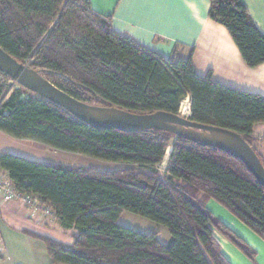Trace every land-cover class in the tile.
<instances>
[{"label": "trees", "instance_id": "trees-1", "mask_svg": "<svg viewBox=\"0 0 264 264\" xmlns=\"http://www.w3.org/2000/svg\"><path fill=\"white\" fill-rule=\"evenodd\" d=\"M250 67L264 62V34L242 0H210ZM0 46L60 89L89 104L134 113L181 115L240 134L255 145L264 96L196 72L191 56L166 58L115 31L90 0H0ZM0 130L20 142L120 163L114 169L51 164L0 154L22 194L48 205L73 243L25 233L45 244L51 264H232L217 231L251 259L256 251L208 208L214 199L264 239V186L230 153L160 130L100 129L41 98L0 72ZM172 148L165 173L159 171ZM154 220L171 233L121 225L123 211ZM3 258L0 255V260Z\"/></svg>", "mask_w": 264, "mask_h": 264}, {"label": "crops", "instance_id": "crops-1", "mask_svg": "<svg viewBox=\"0 0 264 264\" xmlns=\"http://www.w3.org/2000/svg\"><path fill=\"white\" fill-rule=\"evenodd\" d=\"M264 34V0H242ZM92 9L109 16L112 28L135 39L166 58L191 56L194 69L222 84L264 96V62L250 67L228 29L209 17L210 0H90ZM257 125V124H256ZM254 126V129L256 127ZM264 132V127L262 128ZM255 135V145L264 158V133ZM12 152L36 161L67 166H85L68 152L38 142L26 144L0 130V154ZM76 164V165H75ZM211 212L242 237L255 251L251 259L217 231L214 235L232 264H264V239L214 199ZM0 217L8 253L0 264H51L45 244L28 236L31 231L66 244L72 231L64 230L55 217L32 211L22 201L0 202ZM160 237V236H159Z\"/></svg>", "mask_w": 264, "mask_h": 264}, {"label": "water", "instance_id": "water-1", "mask_svg": "<svg viewBox=\"0 0 264 264\" xmlns=\"http://www.w3.org/2000/svg\"><path fill=\"white\" fill-rule=\"evenodd\" d=\"M0 72L24 88L52 101L93 127L114 128L125 132L160 129L203 146L221 149L242 160L264 186V164L256 150L237 132L202 124L189 115L165 111L134 113L81 101L57 87L28 63H21L0 46Z\"/></svg>", "mask_w": 264, "mask_h": 264}, {"label": "rangeland", "instance_id": "rangeland-1", "mask_svg": "<svg viewBox=\"0 0 264 264\" xmlns=\"http://www.w3.org/2000/svg\"><path fill=\"white\" fill-rule=\"evenodd\" d=\"M186 100H187V102H186ZM189 114H190L189 99H185L181 105V115H189ZM263 127H264V123L257 124L255 129H254L255 135H257L260 131H262ZM171 150H172V148L170 147L167 150V154H166V158H165L164 162L161 165H159V171L162 174L165 173ZM79 156H81V158L76 157V155H75V158H77V160L79 162L81 161L80 163H82L86 167L90 166V167H96V168L114 169V168H117L118 166H120V163L105 161V160L97 159L95 157H91V156L84 155V154H80ZM119 223L121 225L130 227L132 229L138 230V231L143 232V233L151 232V231H158L160 239L164 243H168L171 239V233H170L169 229L167 227H165L164 225H162V224H160L154 220H151L147 217L132 213V212L127 211V210L122 212V214L119 218Z\"/></svg>", "mask_w": 264, "mask_h": 264}, {"label": "built area", "instance_id": "built-area-1", "mask_svg": "<svg viewBox=\"0 0 264 264\" xmlns=\"http://www.w3.org/2000/svg\"><path fill=\"white\" fill-rule=\"evenodd\" d=\"M1 76V75H0ZM15 81L12 85H16ZM16 202L22 201L27 204L32 211L40 212L41 217L51 216L54 217L52 209L41 203L39 198L33 194H22L14 186L12 180L9 178L8 174L0 170V202ZM8 253V247L3 235V222L0 217V255H6Z\"/></svg>", "mask_w": 264, "mask_h": 264}, {"label": "bare ground", "instance_id": "bare-ground-1", "mask_svg": "<svg viewBox=\"0 0 264 264\" xmlns=\"http://www.w3.org/2000/svg\"><path fill=\"white\" fill-rule=\"evenodd\" d=\"M184 102V101H183ZM186 102H187V100H186Z\"/></svg>", "mask_w": 264, "mask_h": 264}]
</instances>
